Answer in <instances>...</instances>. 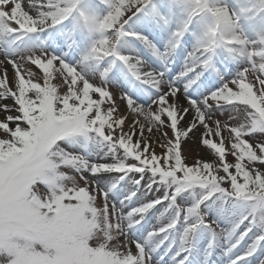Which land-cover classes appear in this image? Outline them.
Instances as JSON below:
<instances>
[{
  "label": "snow or ice",
  "instance_id": "obj_1",
  "mask_svg": "<svg viewBox=\"0 0 264 264\" xmlns=\"http://www.w3.org/2000/svg\"><path fill=\"white\" fill-rule=\"evenodd\" d=\"M0 55V264H264V0H0Z\"/></svg>",
  "mask_w": 264,
  "mask_h": 264
},
{
  "label": "rangeland",
  "instance_id": "obj_2",
  "mask_svg": "<svg viewBox=\"0 0 264 264\" xmlns=\"http://www.w3.org/2000/svg\"><path fill=\"white\" fill-rule=\"evenodd\" d=\"M0 60H3V56L2 55H0ZM4 67H7L9 76L11 77V75L13 73V69L11 68V65H4ZM113 91L116 92L117 90L113 89ZM6 102L9 103V104L12 103L11 100H8ZM118 103L121 105V108H122L123 107V101L118 100ZM2 115H3V113H0V116H2ZM166 131H168L169 135L172 134L170 130L166 129ZM201 131H202V129H201ZM199 136H200V132L198 131L195 134L194 140L196 138H198ZM193 143H194V141H188V143L185 145V149H186L185 154L188 156V162L189 163L195 162V160L198 159V158L199 159H205V160L212 158V153L210 152V150L207 147L200 146L198 141H196V146L193 148L192 147ZM189 149H191V150H189ZM156 150H157V152H159L160 148L157 147ZM228 159H229V161H231L233 158L231 156H229ZM111 178L112 177H109V176H105L104 177L105 180H110ZM151 195L152 196H159L160 193L159 192H153ZM156 215H158V213ZM150 223L155 225V224H157V220L153 217V218H151Z\"/></svg>",
  "mask_w": 264,
  "mask_h": 264
},
{
  "label": "bare ground",
  "instance_id": "obj_3",
  "mask_svg": "<svg viewBox=\"0 0 264 264\" xmlns=\"http://www.w3.org/2000/svg\"><path fill=\"white\" fill-rule=\"evenodd\" d=\"M121 110L123 111V107L121 108ZM132 122V120H131V118L129 119V121L127 122V123H131Z\"/></svg>",
  "mask_w": 264,
  "mask_h": 264
}]
</instances>
